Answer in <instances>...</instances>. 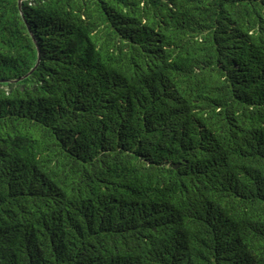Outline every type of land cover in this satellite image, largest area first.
Returning <instances> with one entry per match:
<instances>
[{
	"label": "trees",
	"instance_id": "obj_1",
	"mask_svg": "<svg viewBox=\"0 0 264 264\" xmlns=\"http://www.w3.org/2000/svg\"><path fill=\"white\" fill-rule=\"evenodd\" d=\"M0 264H264V0H0Z\"/></svg>",
	"mask_w": 264,
	"mask_h": 264
}]
</instances>
